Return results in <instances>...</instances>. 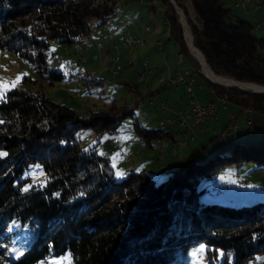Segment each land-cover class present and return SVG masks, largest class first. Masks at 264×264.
Wrapping results in <instances>:
<instances>
[{
	"label": "trees",
	"instance_id": "1",
	"mask_svg": "<svg viewBox=\"0 0 264 264\" xmlns=\"http://www.w3.org/2000/svg\"><path fill=\"white\" fill-rule=\"evenodd\" d=\"M118 1L0 0V49L23 58L52 84L63 79L66 70L48 66L51 40L82 42L93 28L91 20H96L95 26L108 22ZM156 1L163 6L170 39L191 62L193 76L201 75L225 106L232 103L264 115V92L225 87L197 71L175 5ZM174 1L185 15L194 46L215 75L264 85V39L227 6L228 0ZM82 77L89 85L101 81L94 75ZM25 78L0 99V264H37L66 251L72 264H191L189 251L200 243L208 246L209 256L222 250V264L264 258V200H204L207 185H201L229 166L257 161L263 164L257 168H264V136L259 143H221L215 135L209 144L191 150L162 181L144 168L117 179L110 157L98 146L102 135L117 132L126 117L133 116V108L113 103L82 115L47 95L39 79H30V88ZM82 129L96 133L95 142L86 148L80 144ZM133 130L148 147L174 136L169 129L137 120ZM215 140L218 149L199 161ZM31 164L42 168L44 184H29L28 177H21ZM14 222L32 227L34 238L19 258L7 261L3 253L9 238L3 230Z\"/></svg>",
	"mask_w": 264,
	"mask_h": 264
},
{
	"label": "rangeland",
	"instance_id": "2",
	"mask_svg": "<svg viewBox=\"0 0 264 264\" xmlns=\"http://www.w3.org/2000/svg\"><path fill=\"white\" fill-rule=\"evenodd\" d=\"M144 1L146 4L142 3ZM247 1L237 0L236 3L243 5ZM142 2L140 0H119L116 5L118 8L116 14L108 22L101 26H95L96 20H91L93 28L89 35L84 36L82 42L67 44L51 40L47 49L48 66L66 70L64 78L55 80L52 84L48 82V78L35 72L23 58L12 51L0 49V99L6 89L19 85L26 77V85L30 88H34L30 79H39L47 95L56 101L67 103L82 115H85L88 110L107 109L113 103L115 105H125L127 109L133 108V116H127L117 132L102 135L98 146V151L101 154L110 157L114 175L117 179L123 178L130 170L144 168L156 181H162L183 160L177 156L184 153V156L187 157L191 150L199 148L201 144H209L210 138L215 135L222 138L219 139L221 143L238 140L259 143L261 137L264 136V122L258 121L257 117H264L263 114L254 113L253 116L251 115L252 121L250 116L247 118L238 116L235 119V112L239 111L238 106L232 103L225 106L224 100L211 96L215 99L217 110L215 109L213 116L208 117L206 120L192 124L191 134L185 140L183 138L184 127L177 122L176 115H174L176 111L173 115L167 116V110L157 109V106L154 105L156 103L159 106L158 101L150 104L146 100L148 95L154 94L150 91L151 88H161L157 86L161 84L159 79L161 78L163 81L164 75L167 73L166 68H164L166 62L175 68H180L181 73L186 70L185 67H189L187 69L192 76L193 73L188 57L178 52L177 46L169 38V32L164 23L162 4L157 2L154 4L155 9H149L152 5L150 1L142 0ZM226 4H229V2L227 1ZM186 7L192 14L188 1ZM178 9L182 11L181 8L178 7ZM185 27L189 30L186 21ZM157 36L162 40V45L158 47V50L155 48ZM183 36L187 44L188 40L184 32ZM90 39H92V43L91 46H88ZM164 53L167 56H164ZM180 53L182 54L183 63L180 62L179 65L177 64V57H180ZM189 53L196 60L197 71L207 77L203 73L202 65L197 58L190 50ZM84 75H94L101 78V81H95V84L89 85V83L83 82L84 77L81 78L82 80L79 79ZM194 77L193 89L195 94L200 99L206 98V93L209 94L207 82L197 73H194L193 79ZM218 77L228 78L222 75ZM169 79L167 78L168 85ZM196 82L199 83L200 87H203V90L197 87ZM128 84L132 85L131 89H128ZM165 90H168V88L166 87ZM179 95L182 98L184 97L182 90ZM188 99L190 100V97ZM189 103L191 109L192 104L190 101ZM167 106L170 107V104ZM172 106H175V103ZM216 117L221 122L218 125L215 123ZM134 120L147 127L164 129L167 124L177 123L180 131L178 138L173 141L176 149L173 155H177L178 161L174 163L165 159L159 161L158 156H156L157 151H152L148 145L144 144L142 139L137 138L133 130ZM227 122H229L227 128L221 130ZM233 122L236 123L234 127ZM196 126L205 127L203 135L201 133L197 135L199 128ZM229 133L230 138L228 137ZM195 135L197 137L193 140ZM79 137L81 146L86 148L95 142L96 133L92 129H82L79 132ZM169 141V137L166 136L160 142L165 145ZM139 142L141 146H147V148H141ZM216 149H218L217 140L207 146L206 151L199 156V161H206ZM143 151L156 154L157 159L154 161H140L139 155ZM160 151L161 154L168 153L165 150ZM221 152L223 153V151ZM258 166H263V164L257 161H248L239 166L226 167L218 174L211 175L207 181L201 183V185L204 183L207 185V191L203 193L202 199L234 204L250 203L259 199L264 200V168H257ZM21 177H28L30 179L29 184H44L45 182V174L39 164H31ZM243 183L247 184L243 185ZM3 231L9 237L3 257L7 261H11L9 259L16 260L32 242L34 238L33 228L14 222ZM207 248L208 246L205 243L194 246L189 251L191 264H209L211 260L213 264H222L223 251L218 249L216 257L213 255H210V257L206 254ZM37 264H72V257L70 252L66 251L60 255H51L40 260ZM247 264H264V258L260 255L256 256Z\"/></svg>",
	"mask_w": 264,
	"mask_h": 264
},
{
	"label": "crops",
	"instance_id": "3",
	"mask_svg": "<svg viewBox=\"0 0 264 264\" xmlns=\"http://www.w3.org/2000/svg\"><path fill=\"white\" fill-rule=\"evenodd\" d=\"M140 1L142 2V0H140ZM228 2H229V4H227V6L230 7L235 14L239 15L242 18H245L246 20H248L249 22H251L253 24L254 34L256 36L264 39V0H248L243 5L242 4L236 5L237 0H228ZM142 3L146 4L145 1ZM150 3L153 5V4L157 3V1L156 0H150ZM163 18H164V16H163ZM164 23H165V26L167 27V23H166L165 19H164ZM167 29H168V27H167ZM156 41H157L156 42L157 45L155 46V48H157V50H158V47H161V45H162V40H160V37H158V38H156ZM158 41H160V45H158ZM91 43H92V39L89 40L88 46H91ZM164 56H167V55L164 53ZM182 63H183V61H182ZM177 64H179V63L177 62ZM164 68H166L165 70L167 73L164 75L165 77H164L163 81L161 78L159 79V81L161 80L162 82L160 81L161 84L159 86H157V87H161V88L160 89L151 88L150 91L154 92V94L151 95L149 92L150 96L148 95L146 97V100L149 101L150 104L151 103L153 104L154 102L158 101L160 103V105L158 106L156 103L154 105L157 106V109L167 110L168 111L166 113L167 116L173 115L174 111H177V110L182 109V108L190 109V103H189L190 100L188 99L189 95H187V93H186L185 86L181 83L178 84L176 87L175 86H169L167 84V78H171L172 76L176 75L177 72H181L179 70L180 68H177V67L175 68L174 66L169 65L168 62L165 63ZM187 68H189V67H185L184 69H187ZM196 84H197V87H200L198 82H196ZM166 87L168 88V90H165ZM181 90H182V93L184 94L183 98L179 95ZM200 90H203V87H200ZM208 93L210 94L209 97H208L209 94L206 93V98L200 99L199 97H197V95L195 94V90H194V96L197 97L199 102L202 104L206 103L209 100L215 101V99L211 97V96L216 97L214 95L213 91L211 90V88H209ZM216 98H218V97H216ZM147 101H145V102L147 103ZM173 103H175V106H172ZM168 104H170V107L167 106ZM240 110H241V108L239 107V111L235 112V119L238 116H243V118H247L250 116L251 121H252V116L254 115L255 112H252L250 110H244V111H242V110L240 111ZM174 115H176V112L174 113ZM229 120L230 119L228 116V121ZM257 120L264 122V117H257ZM215 123H217V125L221 123L217 117H216ZM228 123L229 122H227L226 124H228ZM197 128H199L197 131V135H199L200 133H201V135H203V133L205 131V127H201V128L197 127ZM165 129L171 130L172 131L171 134L176 135V136H173L172 139L169 137L170 141L165 145L162 142H154L153 146H150L149 149H151L152 151L156 150L157 155L143 151L139 155L140 161H154L155 159H157L155 157V155H156V156H158L159 161H162L165 159L168 162L174 163V162L178 161L177 157H179L181 159H184L183 157H186V155L184 156V153H181L180 156H177L175 154L177 157L173 155L174 152L176 151V149L174 148V145H173V141H175L178 138V134L180 131L179 125L174 122L171 124H167ZM194 129H195V127H194ZM196 137L197 136L195 135L193 140H195ZM140 147L143 149L147 148V146H141V143H140ZM160 150H165L166 152L168 151V153L161 154Z\"/></svg>",
	"mask_w": 264,
	"mask_h": 264
},
{
	"label": "built area",
	"instance_id": "4",
	"mask_svg": "<svg viewBox=\"0 0 264 264\" xmlns=\"http://www.w3.org/2000/svg\"><path fill=\"white\" fill-rule=\"evenodd\" d=\"M238 5V3H236ZM160 45V41H158ZM178 63L182 62V54L177 57ZM193 76L189 73L188 69L184 70L182 73L178 72L174 77L168 80L169 85L177 86L179 83H183L185 86L186 93L190 95L191 109H179L176 111L177 122L184 127L183 137L186 138L191 134V126L194 123H199L206 120L208 117L213 116L214 110L216 109V104L214 101H208L207 103H200L194 96L193 89ZM232 117V116H231ZM236 125L233 122V127ZM247 183H243L246 185Z\"/></svg>",
	"mask_w": 264,
	"mask_h": 264
},
{
	"label": "bare ground",
	"instance_id": "5",
	"mask_svg": "<svg viewBox=\"0 0 264 264\" xmlns=\"http://www.w3.org/2000/svg\"><path fill=\"white\" fill-rule=\"evenodd\" d=\"M187 42L190 43V38L189 35L187 34ZM191 52L194 54V56L197 58V60L200 62V64L202 65V70L203 73H205L207 75V77L211 78L212 80L219 82L220 84H223L225 86H230L231 84H233V82L228 79V78H223V77H218L216 76L209 68L208 66L205 64L202 55L200 54V52L194 48L193 46H191ZM242 87L244 88H248V89H255V90H264V87H259L256 86L254 84L251 83H245L242 85ZM184 138V137H183ZM9 238V237H8Z\"/></svg>",
	"mask_w": 264,
	"mask_h": 264
},
{
	"label": "water",
	"instance_id": "6",
	"mask_svg": "<svg viewBox=\"0 0 264 264\" xmlns=\"http://www.w3.org/2000/svg\"><path fill=\"white\" fill-rule=\"evenodd\" d=\"M170 1L175 5V7H176V9H177V12H178L179 15H180V22H181V25H182V28H183V32H184L185 37L187 36V34L189 35L190 43H187V45H188V47H189V50L191 51L190 44H191V46H193L194 48H196V47H195L194 44H193L192 34H191V33L189 32V30H187V28L185 27V21H186V19H185V17H184V13H183L181 10L178 9V7L176 6V4H175V2H174L173 0H170ZM196 49H197V48H196ZM198 51H199V50H198ZM199 52H200V51H199ZM200 53H201V52H200ZM201 55H202V57H203V60H204L205 64L207 65V63H206V61H205V58H204V56H203L202 53H201ZM207 66H208V65H207ZM204 74H205V73H204ZM205 75H206V74H205ZM206 76H207V75H206ZM208 78H209V77H208ZM210 79H211V78H210ZM228 79H230V80L233 82V84H231L230 86L239 87V88L244 89V90H252V91H254V92H264V90H255V89H248V88H244V87H242V85L245 84V83H251V84H254V85L259 86V87H264V85L256 84V83H253V82L237 81V80H234V79L229 78V77H228ZM211 81H213L214 83L220 84L219 82H216V81H214V80H212V79H211ZM221 85H223V84H221ZM227 87H228V86H227Z\"/></svg>",
	"mask_w": 264,
	"mask_h": 264
},
{
	"label": "snow or ice",
	"instance_id": "7",
	"mask_svg": "<svg viewBox=\"0 0 264 264\" xmlns=\"http://www.w3.org/2000/svg\"><path fill=\"white\" fill-rule=\"evenodd\" d=\"M25 190H27V189H25ZM202 250V249H201Z\"/></svg>",
	"mask_w": 264,
	"mask_h": 264
}]
</instances>
